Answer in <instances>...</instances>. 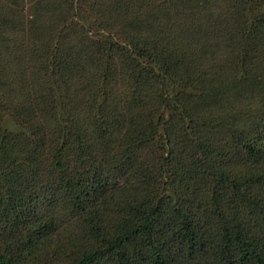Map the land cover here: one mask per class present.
Masks as SVG:
<instances>
[{"label":"trees","instance_id":"obj_1","mask_svg":"<svg viewBox=\"0 0 264 264\" xmlns=\"http://www.w3.org/2000/svg\"><path fill=\"white\" fill-rule=\"evenodd\" d=\"M0 264H264V0H0Z\"/></svg>","mask_w":264,"mask_h":264}]
</instances>
